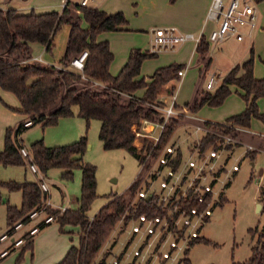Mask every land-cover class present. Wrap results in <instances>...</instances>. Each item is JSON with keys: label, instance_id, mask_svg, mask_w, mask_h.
<instances>
[{"label": "trees", "instance_id": "obj_1", "mask_svg": "<svg viewBox=\"0 0 264 264\" xmlns=\"http://www.w3.org/2000/svg\"><path fill=\"white\" fill-rule=\"evenodd\" d=\"M70 4V0H67L60 11L31 10L26 13L18 12L14 8L0 7V89L13 93L20 104V108L17 109L7 107L26 115L31 121L29 126L38 122L46 126L56 123L63 116L72 115L73 107L76 106L77 114L86 122L92 118L100 121L99 139L104 149H124L149 169L163 148L168 145L170 135L179 125L181 115L166 119L155 143L152 139L143 137L140 148L133 143L135 139L133 126L143 119L163 122V114L158 109L163 107V103L157 100V94L169 81L179 80L177 71L184 68V65L170 63L160 66L146 81L144 77H138L141 64L144 59L155 56L156 53L132 48L119 71L115 75L110 74L108 68L113 53L107 40L97 41L96 37L102 32L124 29L127 23L124 13L122 11L108 13L97 7L80 6L74 2L73 8L80 12L79 15L72 13ZM82 20L86 22V27L81 26ZM63 25H69V30L63 53L58 60L59 66L32 60L30 44L37 42L43 44L46 51H51L53 37ZM208 47V41L201 36L195 46V52L205 69L211 60ZM83 51H86L87 55L83 60L82 69L78 70L70 61ZM251 54L252 50L247 60L230 68L213 91H201L193 101L184 103L183 107L194 113L203 105H220L231 93V85L242 91L239 95L245 107L240 113L227 117L223 122L203 121L205 132L195 142L200 152L219 148L222 138L217 134L235 137L238 128L250 126L252 118L264 123V115L257 105L258 98L264 99V76L254 77ZM262 62L264 65V59ZM199 72L201 73L202 69ZM140 89H144L143 93L136 95ZM175 107L177 108V105ZM29 126H24L21 121L15 129L5 130L3 148L0 150V164L3 166L26 164L19 153V148L23 145L18 136ZM231 146L232 144H227L225 148L230 149ZM86 147L85 136L61 146H45L42 139L29 146L31 161L43 175L50 168L58 167L63 169L61 176L69 178L72 175V167L79 166L81 190L76 208H65L60 211L46 205L47 193L41 191L38 181H0V187H5L9 191L19 190L21 193L19 207L6 204L8 224L6 232L10 234L13 232L12 225L16 221L28 223L29 213L33 210L44 211L46 215L53 216L61 232L65 231V226L78 227L77 245H71L56 264H105L106 255L100 260L96 259L117 222L123 221L125 224L128 219L136 218L140 213L148 215L163 213L157 206L154 194L134 206L137 202L133 198L137 191L149 184V180L146 179L141 184L143 178L137 175L127 187V197L110 193L109 200L92 217H88L87 211L96 197V179L95 167L80 162V156ZM182 162L181 148L178 147L170 164L173 169H177ZM260 194L261 200L264 201V188H261ZM222 201L223 195L220 194L216 204H221ZM198 206L202 207L204 204L198 203ZM47 224L49 223L40 221L39 228ZM23 236L25 241L20 247L15 264H18L25 250L32 251L33 235ZM197 242L209 240L198 236L189 243L192 245ZM13 250V246L9 248V252ZM187 251L188 249L185 250V257L181 259L180 264H190L186 257ZM251 251V256L247 260L231 264H264V229Z\"/></svg>", "mask_w": 264, "mask_h": 264}, {"label": "rangeland", "instance_id": "obj_2", "mask_svg": "<svg viewBox=\"0 0 264 264\" xmlns=\"http://www.w3.org/2000/svg\"><path fill=\"white\" fill-rule=\"evenodd\" d=\"M72 13L78 14V10L73 8V3L79 0H71ZM225 1V0H224ZM254 4L256 8L255 26L249 31L244 27L241 30L243 34V41H236L233 37L226 39L227 41L221 45L220 42L210 43L208 52L211 57V63L205 69L204 64L198 61V56L193 53L192 42L186 41L175 46L172 49H165L157 51L155 56L146 58L141 64V74L145 78H149L153 70L157 67L169 63H180L181 61L187 63L183 76L180 77L175 88V101L181 106L178 108L184 109L185 101L191 102L195 97L200 95L201 91L207 90L205 83L208 77L214 74V87L209 91H213L221 78L227 73L231 66L241 64L243 60L250 56L252 50L253 74L254 72L263 75L264 65V0H247ZM11 0L8 5L14 7L21 12L31 11V8H50L59 9V0ZM175 0H167L168 4H173ZM94 4L92 1L88 6ZM119 6L122 8L126 19L128 20V30L107 32V37L113 51V65H115L129 49L139 48L142 50L152 49L153 45V31L157 28L174 27L180 33H191L197 36L194 31L182 29L176 22L163 20H152L148 16L139 15L137 7L140 2L137 0H119ZM45 7H43V6ZM0 6L2 4L0 3ZM136 8V9H135ZM83 24V20L81 21ZM85 25V23H84ZM65 25L60 28L57 33L55 45L48 51L53 53V56H58L63 50L64 42L60 40ZM211 30V29H210ZM204 33L206 38L210 32ZM195 45V43H194ZM246 54V58L242 56ZM202 69L200 73L199 70ZM217 73V75H215ZM217 76V77H216ZM167 84V83H166ZM163 85L161 89L165 86ZM167 89V88H166ZM165 89V90H166ZM170 92V88L168 89ZM238 90V89H237ZM240 90L234 91L224 99L218 106L203 105L196 111L198 120L202 125L203 120H221L224 114H231L243 110V99L239 95ZM11 93V92H10ZM169 94V93H168ZM14 99L16 98L11 93ZM17 99V98H16ZM166 104L163 103V107ZM163 107H158L162 112ZM7 113H0V149L3 148L6 128L9 126L15 129L21 115H12V110L7 108ZM187 108L185 107L184 111ZM238 110V111H236ZM73 114L63 116L54 124L42 126L41 123H34L25 128L18 136L21 144L28 150L31 143L42 139L45 146H61L70 144L78 140L81 136H85L87 140V147L80 156L81 163H89L95 167L96 179V197L87 211L88 217H92L98 209L103 206L108 200L110 193L117 195L128 196L126 190L132 181L139 176L143 180H150L151 171L157 164L154 161L149 169L138 162V159L128 153L124 149H110L103 148L102 141L99 139L100 121L97 119H90L88 122L77 114V107H73ZM15 113V112H14ZM184 114H187L184 112ZM178 117V116H177ZM182 118V116H181ZM179 118V125L174 129L168 140V145L175 146V143L180 144L182 152V161H186L191 155L195 157L189 150L195 146L194 139L200 138L202 129L194 130L189 137L183 133L184 126ZM224 119V118H223ZM9 124V125H8ZM16 124V126H15ZM15 126V127H14ZM179 133V134H178ZM180 138L178 139V135ZM145 137V136H144ZM142 136L136 139L137 145L141 147ZM151 139L149 137H146ZM235 139L238 142L231 146L230 155L226 151H222L221 156L217 159V164L224 163L227 169H231V165L236 163L238 169L230 171L228 176L224 173L221 175L224 179V186L221 188L223 201L221 204H216L211 207V214L209 220L200 229V236H203L209 242H197L192 244L186 253L190 264H231L232 262H243L251 256V249L257 244L260 233L264 229V201L261 200L260 190L264 188V123L259 119L252 118L250 126L247 128H239ZM198 140V139H197ZM171 143V144H170ZM247 146L251 148L247 150ZM25 160V165H8L0 164V181H38L39 174L32 173L28 168V159ZM63 169L54 167L50 168L44 177V181L48 184V193L46 201L49 206L63 211L60 207L76 208L78 206L77 197L81 190V169L79 166H73L72 175L69 178L61 176ZM144 185V184H143ZM156 191H160L158 180L152 182ZM147 186V185H146ZM146 186L141 190H145ZM218 187V184L215 185ZM214 187V188H215ZM0 235L8 229L6 219V204L20 206L21 193L19 190L9 191L5 187H0ZM134 199V198H133ZM45 212L41 211L36 216L30 219L28 223L23 224V227L15 231L14 238L22 237V235L35 225L38 221L45 217ZM66 231L62 232L68 244L77 245L78 243V227L65 226ZM53 231H59V224L54 220L46 226L39 228V232H45L51 238ZM33 235V238L36 236ZM127 230L119 221L109 233L105 243L98 253L97 259L100 260L106 255V262L110 260L112 254H119L121 247L127 241ZM10 244L9 240L0 242V249L6 248ZM23 245V244H22ZM14 247V250L9 252L2 264H15L20 247ZM43 249L45 246H42ZM70 248V247H69ZM33 249L32 251L25 250L18 264H32L33 263Z\"/></svg>", "mask_w": 264, "mask_h": 264}, {"label": "built area", "instance_id": "obj_3", "mask_svg": "<svg viewBox=\"0 0 264 264\" xmlns=\"http://www.w3.org/2000/svg\"><path fill=\"white\" fill-rule=\"evenodd\" d=\"M90 0H79L80 6H87ZM65 4V3H64ZM63 4V6H64ZM62 6V7H63ZM214 27L210 30L206 40L208 43H216L225 37L233 36L241 40L243 34L242 28H254L256 20V8L254 4L247 0H210L206 15ZM153 45L150 52L156 53L160 50L172 49L175 46L186 41H193L195 45L199 42L201 34L194 36L191 33H180L174 27L157 28L153 30ZM87 52H81L74 57L70 64L78 70L82 69L83 60ZM185 68L179 69L177 74L183 76ZM214 76L210 75L205 83L207 90L214 87ZM164 120L162 123L141 120L133 126L135 134L134 145L137 148L136 139L138 136L149 137L154 143L158 140L160 132L168 117H175L179 114L175 107L174 100L162 108ZM31 121H23L24 126H29ZM222 138L219 148H211L200 152L196 146L189 152L195 153L183 161L177 169H173L171 162L176 154L178 146L166 145L162 153L157 157L156 165L151 171L149 184L145 190L137 191L134 201L136 207L142 199L151 198L153 194L157 198V206L163 212L162 214L140 213L136 218L131 217L122 225L126 228L128 236L121 247L119 254H112L109 261L105 264H180L181 259L185 257V250L188 249L190 241L200 236V229L209 220L211 207L219 201L220 193L223 190L224 179L221 175L228 176L230 171L238 169V165L233 163L231 169H227L224 163L217 164L218 157L222 151H226L225 145H236L234 136L229 134H217ZM247 150L251 147L247 146ZM228 154L230 155L229 151ZM22 158L28 159V168L34 174H39L38 185L42 192L48 193V184L41 176L36 164L31 161L28 150L23 146L19 148ZM149 154L146 155L148 159ZM143 165V164H142ZM158 180L160 191H156L152 182ZM218 184V187L215 185ZM215 187V188H214ZM204 206L199 207L198 203ZM46 205L50 203L45 202ZM65 209V207H60ZM41 211L33 210L29 213V218H33ZM54 220L53 216L45 215L40 220L44 223H50ZM27 229L24 234L34 235L39 231V222ZM22 222L16 221L12 225L13 232H3L0 235V242L9 240L10 244L0 250V257L8 255L10 247L20 246L24 243V234L22 237L14 238L15 231L23 227Z\"/></svg>", "mask_w": 264, "mask_h": 264}, {"label": "crops", "instance_id": "obj_4", "mask_svg": "<svg viewBox=\"0 0 264 264\" xmlns=\"http://www.w3.org/2000/svg\"><path fill=\"white\" fill-rule=\"evenodd\" d=\"M45 1L49 2L51 0H45ZM66 1L67 0H59L61 8ZM90 1H92L94 3V4H92L91 7H97V8L102 9L108 13H113L116 11H122L121 10L122 8L118 4L119 0H90ZM137 1L140 2L139 6L137 7V10H138L137 12L140 16L146 15V16L150 17L152 20H163L164 19V21H169V22L174 21L182 29L194 31V33H196L197 36L200 34L202 36H204V33L207 32V30H210L214 27V24L210 20H207V18H206L210 0H175V2L172 5L168 4L167 0H137ZM226 1H228V0H225V2ZM10 2H11V0H0V3L2 4V6H0V7L4 8V9L12 8L10 6H5V5H8ZM46 2H45V4H47ZM70 2H72V1L70 0ZM43 7H45V6H43ZM61 8L55 9V10L60 11ZM14 9H16V8H14ZM31 10H33L35 12H45V11H50V10H54V9H50V8L34 9V8H31ZM17 11L21 12L19 10H17ZM23 13H26V12H23ZM78 14L80 15V12ZM84 23H85V25H84ZM81 26L86 27L87 26L86 22L83 21V24L81 23ZM128 29H129V26H128V20H127V23L124 26V29H122V30H128ZM68 30H69V25H65V29L62 32V36H60V40H62L64 42L63 50H64ZM118 31H120V30H118ZM107 32H112V31H107ZM107 32H102V33L98 34V36L96 37V40L97 41L107 40L109 43L110 50L112 51L110 42L108 40L109 38L107 37ZM57 33L53 37V46L55 45V40H56L55 38L57 36ZM231 37L233 38V36L225 37L223 40L219 41L220 44L223 45L227 41L226 39H229ZM236 41H243V40L242 39L241 40L236 39ZM189 42H192L191 44L193 45V49H194L193 53L196 54V52H195V46L196 45H194L193 41H189ZM30 50H31L32 60H37V61L42 62L43 64L53 65V66H59L58 60L63 53V50H62V52H60V54L58 56H53V53L48 54V51H46L45 46L43 44H40L37 42H33L30 44ZM130 50L131 49H129V51ZM140 50L141 51H149V50H142V49H140ZM129 51H127V53H125L123 55V57L115 65H113V62H112L113 59H112L110 65H109V68H108L110 74L115 75L119 71L121 66L125 63V61L128 57ZM112 53H113V51H112ZM113 57H114V54H113ZM209 57H210V55H209ZM245 58H246V54L242 56V59H245ZM248 58H246L245 60H247ZM210 59H211V57H210ZM245 60H243L242 62H244ZM210 63H211V60H210ZM179 64H183L184 68L187 67V63H185L183 61H181ZM165 65H168V64H165ZM165 65H163V66H165ZM232 67L233 66H231L230 68H232ZM150 75H148V76H150ZM212 75L214 76V74H212ZM215 75H217V73H215ZM253 75L256 78H262L264 76V73H263V75H260L259 73L254 72ZM144 76L145 75L141 74V67H140V73H139L138 77H144ZM145 79H146V81L149 80L148 78H145ZM177 82H179V81L178 80L177 81H175V80L169 81L166 84V86L158 92L157 100L166 104L165 106H167L171 102V100H174L175 105L181 106V105L177 104L175 101V92L174 91H175V88L177 86L176 85ZM219 83L217 84V86L219 85ZM169 88H170V90L172 89L171 92L168 90ZM230 88H231V90L234 89V91L237 90V88L234 85H231ZM143 90L144 89L138 90L136 92V95H141L143 93ZM207 91H209V90H207ZM10 94H11L10 92L0 89V113H3V114L7 113V110H8L7 106L15 108V109L20 108V104H19L18 100L16 98L14 99V97H12V95H10ZM186 102H188V101H185L184 103H186ZM257 105H258L259 111L264 115V99L258 98L257 99ZM244 107H245V103L243 101V109H244ZM184 109L178 108L177 110L179 112L178 115L182 116V118L180 120H182L181 123L184 126L183 133L186 134L185 138L189 137V135H191V132L194 130L196 131V130L202 129V134H203L205 132V128L203 127V124L201 125L200 122L198 121L201 118L197 117L196 112L191 113L187 109H186L187 111H184ZM240 109L241 108H239V111L236 110L238 112H233L229 115L224 114L226 116H222L221 120H219V121L206 120V119L203 121L223 122L227 117L240 113L242 111V110L240 111ZM11 112H13V113H11L12 115L17 113L16 115L20 114L21 118L25 117V116H23L24 114H21L19 112H15L13 110ZM184 112H186L187 114H191V115L186 116L184 114ZM26 119L27 118H24V120H26ZM24 120L22 118L21 120H18L16 122V124L18 125L19 122H21V121L23 122ZM16 124H15V126H16ZM7 128H10V127L8 126ZM3 138H4V134H3ZM179 138H180V135H178V139ZM197 139L199 140V137ZM197 139H194L193 141H197ZM175 145L180 147V144H178V143H175ZM0 150H2V149H0ZM66 229L67 228L64 227L65 231H66ZM45 235H47L45 232H39L33 238V242H32V249H33V259L32 260H33V263L32 264H56L57 262H59L63 258V256L66 254V252L68 251V249L70 247V244H68V242L65 240V237L63 236L61 231L60 232L59 231H53L51 234L52 235L51 238H49V236H45ZM43 245L45 246L44 249L42 247ZM6 257H7V255L0 258V264L3 263V260Z\"/></svg>", "mask_w": 264, "mask_h": 264}]
</instances>
